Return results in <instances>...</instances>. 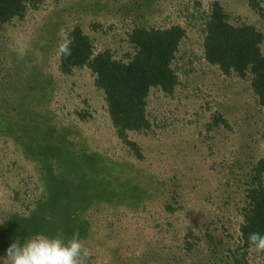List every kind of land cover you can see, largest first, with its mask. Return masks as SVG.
Instances as JSON below:
<instances>
[{
	"label": "trees",
	"instance_id": "obj_1",
	"mask_svg": "<svg viewBox=\"0 0 264 264\" xmlns=\"http://www.w3.org/2000/svg\"><path fill=\"white\" fill-rule=\"evenodd\" d=\"M247 1L258 15L264 16V0ZM44 2L0 0V24L18 27L30 11L39 10ZM195 4L199 6L201 2L196 1ZM97 7L99 10H96ZM100 10L98 0H66L58 20L46 18L41 29L32 33L25 43L18 41L14 44L16 37L3 34L1 29L0 38L5 43L0 68V99L10 110L8 117L12 122L8 125V138L18 142V137L22 139L26 132L33 136L42 133L37 141L39 147L34 142L31 144V141L25 143L23 148L29 145L27 148L30 153L27 154L39 156L38 171L44 186L41 198L44 201L40 205L24 217L9 214L4 218L6 223L3 227H6L7 233L2 246L6 249L13 241H24L36 234L52 237L61 232L65 237H71L74 232H78L82 241V238L89 237L91 222L87 217L92 210L101 207L100 199L111 197L110 202L114 206H119L123 201L132 206L142 195H145L142 199L147 198L148 201L158 199V195L161 197L155 184L127 179L128 172L118 168L121 173H116L111 161L108 163L110 176L95 169L90 156L86 155L85 147H80L84 145L83 134L74 136L69 127L58 122L57 107L63 109L65 105L59 104L57 100L53 104L52 101L63 83L68 88L76 83L70 79L72 76L82 70L88 71L92 77L91 87L102 97L116 136L133 154L142 158L141 146L130 134L151 127L152 113L148 108L153 94L172 101L182 97L185 83L183 75L190 73L183 63L185 52L182 45L188 39L189 32L181 23L158 26L152 19L141 20L133 14L134 24L128 31L126 47L121 51L109 46L98 49L83 19L90 15L97 17ZM203 16L201 57L226 77L235 76L248 82L257 105L264 109V30L257 24L233 23L221 0H211ZM100 26L97 22L90 25L93 29H99ZM62 28L72 41L71 55L68 57H63L56 47L50 52L51 44L48 41L57 40L61 43ZM44 39L47 42L42 44ZM29 42H35L32 53L24 46ZM21 48L24 49L23 55L20 54ZM12 78L16 80L9 83ZM186 95L192 94L187 92ZM72 114L84 120L92 116L87 108H76ZM164 114L166 116L162 122L169 123L171 111ZM228 118L218 114L208 124V128L220 122L228 126ZM11 125L16 127V133L21 130V135L17 136ZM240 153L235 155L239 156ZM231 163V168L237 165L235 156ZM120 166L123 167L119 163ZM244 170L247 171L242 185L245 204L237 239L231 241L221 236L223 234L214 232L200 236L188 227L183 238L170 244L163 253L152 247L157 243L148 244L142 255H138V252L123 255L120 247H117L109 258L112 260L110 264H149L154 261L157 264H253L255 259H251L249 254L255 251V247L249 244L248 235L251 232L264 234V157L244 167ZM67 176L76 180L68 181ZM174 191L172 198L176 195ZM163 203L167 211L176 210L169 200ZM14 220L23 221L24 230H20ZM11 236L15 238L11 239ZM202 241L207 244L204 248L201 247ZM91 258L96 257L94 255Z\"/></svg>",
	"mask_w": 264,
	"mask_h": 264
},
{
	"label": "rangeland",
	"instance_id": "obj_2",
	"mask_svg": "<svg viewBox=\"0 0 264 264\" xmlns=\"http://www.w3.org/2000/svg\"><path fill=\"white\" fill-rule=\"evenodd\" d=\"M196 1H200L201 5L196 6ZM210 1L98 0L101 10L97 17L90 15L83 19L88 24L86 30L95 38L97 48L109 46L115 51L126 47L125 41L128 31L133 27L134 15L141 20L152 19L158 26L184 24L189 37L182 45L185 62H188L183 63L190 70L189 74L183 75V98L172 101L153 94L148 108L152 113L151 127L130 134L141 146L142 158L133 154L116 136L102 97L91 87L92 77L88 71L82 70L72 76L70 79L76 83L68 88L62 82L61 89L56 92L53 104L57 100L59 104L65 105L63 109L56 106L58 122L69 127L74 136L83 134L85 146L80 147H85L86 155L90 156L95 169L110 176L108 163L111 161L116 173H121L119 168L128 172L129 180L155 184L162 197L159 199L161 197L158 195V199L148 201L147 198L143 200L145 195H142L132 206L126 205V201L114 206L110 202L111 197L100 199L101 207L92 210L87 217L91 222L89 237L82 238L91 256L96 257L89 259L88 264H110L112 260L109 258L117 247H120L123 255L134 252L142 255L148 244L157 243L152 247L163 253L170 244L183 238L188 227L200 236L214 232L223 234L221 236L231 241L237 239L245 204L242 185L247 171L244 167L264 157V109L257 105L248 82L235 76L226 77L201 57L203 13ZM221 1L226 5L233 23L257 24L264 30V16L258 15L247 0ZM65 2L45 0L39 10L28 13L22 22L24 25L11 28L0 24V35L3 30V34L16 37L14 44L18 41L25 43L32 33L41 29L46 18L58 20ZM96 10H99L98 7ZM92 22L100 23L99 29L90 27ZM3 40L0 38V68L4 55ZM6 42L9 43V40L6 39ZM46 42L44 39L41 43ZM48 42L51 44L50 52L55 47L58 50L57 40ZM34 43L24 45L26 50L32 53ZM15 80L12 78L9 83ZM187 92L192 95H186ZM1 102L0 99V257H3L6 248L2 244L7 233L6 227H3L6 223L4 218L9 214L24 217L40 205L44 201L41 199L44 186L38 171L39 156L27 154L30 153L27 148L29 145L23 148L25 143L31 141V144L35 143L39 147L37 141L42 133L33 136L26 132L22 139L18 137V142L8 138V125L12 122L8 117L10 110ZM76 108H87L92 116L87 120L78 115L74 117L72 111ZM169 109V123H163L164 113L168 114ZM218 114L229 117L228 126L220 122L209 129L208 124ZM11 127L16 133V127ZM19 132L21 130H17V136ZM239 151L240 155L236 156L235 153ZM233 156L237 158V165L232 169L230 163ZM119 163L123 167H119ZM67 179L76 180L69 176ZM174 189L176 195L172 198ZM163 199L169 200L176 210L167 211ZM16 222L20 230H24L25 223L20 220ZM14 238L11 236V239ZM206 246L202 241L201 247ZM249 256L255 259L253 264H264V252L255 250ZM0 264H3L2 260Z\"/></svg>",
	"mask_w": 264,
	"mask_h": 264
},
{
	"label": "clouds",
	"instance_id": "obj_3",
	"mask_svg": "<svg viewBox=\"0 0 264 264\" xmlns=\"http://www.w3.org/2000/svg\"><path fill=\"white\" fill-rule=\"evenodd\" d=\"M62 42L58 44V52L63 57L71 55V39L61 31ZM24 54V49H20ZM42 57H40V61ZM39 61V62H40ZM248 242L255 247V250L264 252V234L251 232L248 235ZM91 253L84 246L79 233L74 232L71 237H65L58 232L55 236L36 234L21 243L13 241L6 249V255L0 257L3 264H88Z\"/></svg>",
	"mask_w": 264,
	"mask_h": 264
}]
</instances>
